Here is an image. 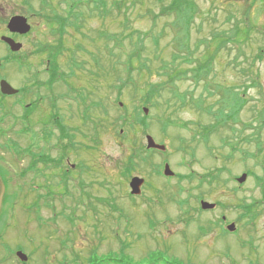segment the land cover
<instances>
[{
  "label": "rangeland",
  "instance_id": "rangeland-1",
  "mask_svg": "<svg viewBox=\"0 0 264 264\" xmlns=\"http://www.w3.org/2000/svg\"><path fill=\"white\" fill-rule=\"evenodd\" d=\"M42 1L0 0V38L10 35L7 23L14 15L26 16L32 25L27 35L16 39L24 45L17 54H11L0 39V60L12 57L0 67V76L15 88L31 83L33 75L37 76L36 86L42 85L40 96L47 99L42 109L49 111L51 159L61 158L60 145L67 147L59 168L49 169L52 194L46 202L55 205L56 210H44L47 223L34 232L35 245L47 241L52 250L50 257L57 259L59 241L70 238L72 248L68 246L67 250L77 256L67 252L69 264H103L107 259L120 264H264V0H195L198 8L192 14H199L192 20L190 50L186 52L178 49L181 39L176 38L174 15L159 18L156 24L152 21L163 3L168 5L172 0H108L112 13L107 17L91 15L87 8L80 7L77 11L86 16L84 28L81 33L70 30L64 36L65 49L58 59L66 73L73 60L80 69L75 70L67 85L57 82L53 87L45 85L49 81L48 53H37L41 44L52 45L57 40L51 34L54 25L45 19L52 11L49 6L44 8ZM48 1L59 13H66L65 0ZM115 6L120 12L113 11ZM133 30L150 33L151 38L145 37L148 40L142 55L151 59L155 69H160L163 61L171 62L174 54L182 55L181 70L189 76L177 81L176 86L180 92L192 91L196 97L205 82L197 85L187 69L194 67L192 63L198 58L206 60L222 42L213 63L215 79L211 83L244 99L239 112L228 109L227 115L233 121L211 133L205 142L203 127L213 124L214 118L199 112L193 103L181 106L173 102L169 106L165 91L153 100L155 107L145 105L146 81L163 83L166 77L160 71L140 78L136 70L139 63L134 60L136 86L128 84L123 69L136 48L137 39L131 38ZM206 101L208 105L211 100ZM11 102L0 114L21 112ZM94 102L100 106H94ZM55 103L60 120H53L55 111L51 107ZM124 106L131 119L136 107L149 108L147 132L140 125L122 138V121L117 118L124 113ZM14 114L6 119L4 128L14 121ZM60 121L67 128V137H63ZM174 121L178 124H171ZM37 127L34 123L35 131ZM230 127L235 132H230ZM195 134L197 141L193 142ZM146 135L167 147L166 152H157L151 159L157 169L161 166L160 174L150 165L141 164L140 170L126 175L128 159L136 148L146 147ZM249 136H257V141H246ZM224 138L238 146L237 152L233 146H223ZM10 139H16L22 150L28 142L27 137L8 131L0 137L3 160L9 161V153L13 152ZM253 153L256 156L249 157ZM71 163L81 173H76L75 186L69 187L67 194L57 176L60 170L71 169ZM165 163L176 174L174 177L163 175ZM216 171L220 173L219 182L210 185L208 178L203 179ZM245 173L246 181L238 183L236 178ZM134 176L145 179L140 195L131 193ZM70 177L74 179V172ZM201 200L216 204V208L203 211ZM245 204L255 205L252 223L243 215ZM74 214L78 223L72 227L67 218H75ZM231 223H235V231H224Z\"/></svg>",
  "mask_w": 264,
  "mask_h": 264
},
{
  "label": "trees",
  "instance_id": "trees-1",
  "mask_svg": "<svg viewBox=\"0 0 264 264\" xmlns=\"http://www.w3.org/2000/svg\"><path fill=\"white\" fill-rule=\"evenodd\" d=\"M44 8H47L46 6H49V9L52 11V15L45 16V19L48 24L54 25L52 29V35L54 37L55 44H41L37 48V53H48V62L46 66L47 74L49 75V81H48V87H53L57 82H64L66 85L69 83L68 79L76 74L75 70L80 69V65L77 64L73 60V64L70 67V72L66 73L62 71L61 66L58 63V59L61 54H63L62 50L65 49V45L63 42L64 36L69 33L70 30H75L77 33H81L82 29L84 28L85 23V13L80 11H77L80 7H85L90 11V14H97L98 16L107 17L110 16L112 13V9L109 6L108 0H88L87 2L82 0H65V3L68 5V9H66L65 14L59 13L55 8L51 7L48 0L42 1ZM162 4V2H161ZM46 5V6H45ZM117 8V9H116ZM198 8L195 0H172V2L168 5H165L163 3L161 12L159 14H153L152 21L154 24H156V21L159 18H168L170 16H175V21L173 26L178 32V35L176 38H180L181 40L178 41V49L179 50H190L189 44H190V32L193 25V19H195V16H193V12L195 9ZM113 11L120 12L119 6L113 7ZM194 17V18H193ZM134 31V32H133ZM131 34V38L137 39L136 48L135 51L132 54L128 55V58L125 63V68L123 69V73L127 72V78H128V84L131 83L133 86H136V80L133 79V73L135 70L134 67V60H137L139 63V67L136 68L138 71V75L140 78L143 76H151L154 72L159 73L160 71L163 72V76L166 77V81L163 83H154L152 81H146V88L148 89L145 96V105H148L150 107H155V104L153 100L157 99V97H161L163 92L167 91L169 94V97L166 99V104L169 106L171 103L175 102L177 104H180L181 106H186L188 103H193L195 108L201 112L205 113L209 116H212L214 118V123L203 127L204 131L201 135L204 138V141H209V136L211 133L220 131V128L224 126L231 117L227 115L228 109L229 112H239L241 108L244 106L245 101L243 98H240L236 95L232 96V92L229 89L222 90V87L220 85H215L211 83L215 78L212 77V68L213 63L215 61V58L219 51H221V44L222 42L218 43L216 51L213 52V54H210L209 57L204 60L198 58L196 61H194L192 64L195 63L194 67H188V71L190 77L195 81V83L198 85L201 82L204 83L203 91L199 94V96H195L192 91H186V92H180L178 87L176 86V82L182 80L183 78L188 77L189 75L187 73H184L185 70L180 60L182 59V55L174 54L172 57L171 62L163 61V65L160 69H155L153 67V63L151 62V59L144 57L143 51L145 50V42L148 40H145L146 38H151L150 33H144L139 30H133ZM106 37V33H103ZM236 36V34H235ZM237 37V36H236ZM130 38V39H131ZM156 42V46L158 47V43ZM79 50H82V47H78ZM181 48V49H180ZM208 50V49H207ZM157 59V58H156ZM10 58L7 57L4 59V64L7 61H9ZM189 60V59H186ZM204 60V61H203ZM191 64V63H190ZM191 64V65H192ZM99 65V64H97ZM186 69V68H185ZM125 71V72H124ZM150 78V77H149ZM213 78L209 81V79ZM119 80H123L119 79ZM130 81V82H129ZM125 82V84L127 83ZM41 88V86L39 87ZM231 91V92H230ZM206 100H213L212 102L207 105ZM233 100V102H231ZM94 106H100L99 103L94 102ZM125 111L122 115H120L117 118V121H122V124L120 125L121 129L124 130V135H122V138H127L128 133L131 129H135L136 126H146L147 127V120L150 119L148 116H145V113L142 109L137 108L135 109L133 119L129 118V111L124 106ZM104 113H107V110L104 111ZM264 116H262L263 118ZM171 124H178L177 122H171ZM167 125L165 124L163 127V131H166ZM61 132L63 133V137H67L68 134L67 128L62 127L60 128ZM96 131L98 130L97 125L95 126ZM66 131V132H65ZM120 135V132L118 133ZM197 135L195 134L193 136L192 141H197ZM201 137V139H202ZM201 141V140H200ZM260 147V144H258ZM183 146V145H182ZM65 145V149H66ZM64 149V150H65ZM63 150V152H64ZM185 151V149L183 148ZM263 151V148L260 147L259 153ZM62 152V153H63ZM20 153V151H18ZM156 154V151L148 150L145 147L136 148L134 152L131 154V156L128 159L127 166L125 167L126 175L127 173L131 174L134 170H140L141 164H148L153 169L155 168V173L157 175L160 174V167L155 166L152 162V156ZM229 159V158H228ZM50 168H59V164L56 160L50 159ZM223 171V170H222ZM193 177V176H191ZM185 178V177H183ZM206 178L209 179L210 185H212L214 182H219L220 179V173H210L203 177L205 180ZM260 183L263 182V179L258 178ZM203 184V181L201 182ZM227 183V181H226ZM264 191V190H263ZM51 194V193H50ZM40 200V199H38ZM254 206H246L244 208L245 216H251V219L255 217L253 213ZM103 264H120L118 262L111 263L110 259H107L103 261ZM128 264V263H125Z\"/></svg>",
  "mask_w": 264,
  "mask_h": 264
},
{
  "label": "flooded vegetation",
  "instance_id": "flooded-vegetation-1",
  "mask_svg": "<svg viewBox=\"0 0 264 264\" xmlns=\"http://www.w3.org/2000/svg\"><path fill=\"white\" fill-rule=\"evenodd\" d=\"M13 37L15 39L19 38L17 34ZM36 77L37 76L33 75L31 83L25 84L21 88H17L19 89L17 94L11 96L0 95V107H2V109L0 108V111L4 110L5 105L9 104L12 99L13 103L11 102L10 104H14L15 107H20L19 109L21 110V112H17L16 114L12 112L0 114V137L7 135L9 131V134L14 132V134H19L20 137L28 138V142L25 146L26 148L23 150L19 147L20 144L17 143L16 139H10V145L12 144L11 151L13 152L12 154L9 153V161L3 160L0 157V179L5 187L4 198L0 208V264H69L67 252L70 255L74 254V257L77 256V253L67 250L69 247L72 248V246H70V238L68 240L62 238V240L59 241L58 255L56 256L57 259L53 256L50 257L52 250L50 249L51 245L47 243V241H42V244H39L41 245L39 247L35 245L34 241V232L39 229L42 230L47 223L43 219L44 210L49 211L50 208H52V211L56 210L55 205H50L46 202V199H48L50 193H52L50 191L51 180H49V162L51 159L48 145L50 138L48 124L49 111L46 110L45 112V109H42L47 99L45 95L40 96L39 90L42 86L41 88L36 86ZM1 79L2 77L0 76V81ZM45 85L48 86V82ZM34 88H36V90H34ZM13 97L18 98L14 99ZM51 108L55 111L53 120H60V114L56 111V103L52 104ZM11 114L15 115L14 121L9 127L4 128V122L11 116ZM232 119L233 118H231V122L233 121ZM34 123L38 126L36 131ZM60 125L61 127H65V124L64 126L62 125V121H60ZM19 126L20 128L17 129L16 127ZM248 127L252 129V125H249ZM234 129V127L229 128L230 132H235ZM236 131L238 130L236 129ZM246 138L245 140L250 143L255 140L257 141V136H249L247 139ZM225 139L226 138L223 139V146H233V150L237 151L238 146ZM59 147L61 158L53 160H56L61 164L62 159L66 157L62 153L65 146L60 145ZM4 148L6 151L9 148L6 146V143L4 144ZM2 149L3 146L0 150ZM18 151H20V153H18ZM250 156L254 157L256 154L253 153L250 154L249 157ZM68 164L70 165L69 161ZM75 167L76 164L71 163V169H66L64 171L60 170L59 175L57 176L59 179V186L64 187L67 194H69V187L75 186L76 173L80 171H76V169H74ZM72 172H74L73 180L70 177ZM249 174H251V172ZM52 178H54V175ZM12 185L16 186L15 190H13ZM25 195L26 199H24ZM35 195L36 198H34ZM63 206L66 205L63 203ZM61 213L65 212L60 211V214ZM74 217L75 218L69 217L67 219L69 225L72 227H75L78 223L77 215L74 214ZM223 220L226 221L225 216L223 217ZM69 233L72 234V231ZM20 252L25 253L28 256L27 261L23 262L19 259L18 253ZM33 253H35L36 256H34Z\"/></svg>",
  "mask_w": 264,
  "mask_h": 264
},
{
  "label": "water",
  "instance_id": "water-1",
  "mask_svg": "<svg viewBox=\"0 0 264 264\" xmlns=\"http://www.w3.org/2000/svg\"><path fill=\"white\" fill-rule=\"evenodd\" d=\"M8 29L12 33H18L21 35L27 34L31 30V26L28 23L27 18L24 16H13L9 22H8ZM2 41L7 43L11 50L13 52H19L22 48L23 45L21 43L16 42L14 39L10 37L3 36ZM1 65V61H0ZM0 89L3 94L6 95H14L18 92V90L14 89L6 80H2L0 83ZM146 113H148V109H144ZM147 147L148 149H156L160 151H165L166 146L157 144L155 140L153 139L152 136H147ZM164 174L168 177H172L175 175V173L172 171L171 167L169 164H166L164 167ZM247 179V175L244 174L242 175L238 181L239 183H244ZM145 180L140 177H134L132 178L130 182V187H131V193L132 195H140L141 194V188L144 185ZM5 187L2 181L0 180V208H1V203L3 200V195H4ZM201 207L203 210H212L216 207L215 204L209 203L206 201H201ZM229 231H234L235 230V224H231L228 226ZM18 256L21 258L23 261H27V256L23 253H18Z\"/></svg>",
  "mask_w": 264,
  "mask_h": 264
}]
</instances>
